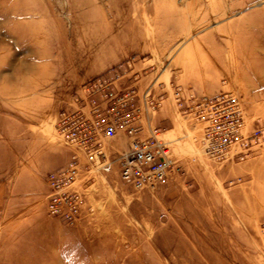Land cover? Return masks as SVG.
Segmentation results:
<instances>
[{
  "label": "rangeland",
  "instance_id": "rangeland-1",
  "mask_svg": "<svg viewBox=\"0 0 264 264\" xmlns=\"http://www.w3.org/2000/svg\"><path fill=\"white\" fill-rule=\"evenodd\" d=\"M160 1L129 5L160 17L150 49L90 79L126 63L141 90L161 97L147 123L170 141L169 181L137 189L123 182L118 161L110 173L96 169L86 207L70 223L47 213L48 178L73 154L57 123L89 79L56 100L50 122L33 93L53 53L69 74L72 47L95 44V7L80 8L89 0H0V264H264V0ZM103 50L86 56L98 59ZM21 61L38 71L15 68ZM215 82L213 94L200 93ZM221 92L238 95L248 127L262 129L259 150L242 162L207 157L201 125L182 111L192 98ZM162 106L166 118L158 119Z\"/></svg>",
  "mask_w": 264,
  "mask_h": 264
},
{
  "label": "built area",
  "instance_id": "built-area-1",
  "mask_svg": "<svg viewBox=\"0 0 264 264\" xmlns=\"http://www.w3.org/2000/svg\"><path fill=\"white\" fill-rule=\"evenodd\" d=\"M129 71V64L120 63L110 74L89 79L74 97L73 108L60 113L57 129L73 154L49 175L48 215L77 221L93 185L91 174L96 169L112 172L116 161L127 185L143 189L168 183L174 166L170 141L147 123L161 97L153 96L149 88L141 90L136 78L128 77ZM176 100L184 104L180 92ZM182 111L201 125L200 141L212 160L242 162L263 143L262 129L248 127L240 98L233 92L192 98ZM119 135L128 139L129 148L114 159L108 148ZM81 177L87 179L86 185Z\"/></svg>",
  "mask_w": 264,
  "mask_h": 264
},
{
  "label": "crops",
  "instance_id": "crops-1",
  "mask_svg": "<svg viewBox=\"0 0 264 264\" xmlns=\"http://www.w3.org/2000/svg\"><path fill=\"white\" fill-rule=\"evenodd\" d=\"M131 1L111 0L108 1V6H102L98 0H89L88 3H84L83 7H80L83 10H93L95 7L94 15H96V18L90 23L95 30V44L85 48H81L79 45L72 47L74 48L72 49L74 54L72 55V70L69 74H64V71H62L66 66L63 61L60 63L59 58L61 56H58V54L54 55L53 52L51 53H53L52 57L54 61L43 66L41 65L42 67L39 68L41 71L36 74L38 76L36 79L40 82L37 83L38 85L36 84L33 95L34 98H42L45 101L42 102L43 106H41L45 111L42 120L50 122L51 109H53L56 100L62 101L66 96L72 95L93 75L105 71L116 63L127 59L134 52H145V50L150 49V46H147L149 45L148 37L157 35L158 32L160 33V17H151L148 6H142L141 11H133V8H130L129 5L142 2L143 4H154L153 6L155 7V4H159L161 1ZM176 2L177 0L167 1L169 4H176ZM85 4L87 5L85 6ZM103 13L106 14L105 19H103ZM155 19L158 21L156 24L154 23ZM99 49H104V55L100 58L92 59L86 56V53L90 55V52L94 53ZM200 50L207 51V49L203 48H200ZM210 64L215 71L218 70L215 61H211ZM16 67L26 69V71L37 68L32 62L28 61H21ZM207 84L203 83L200 93L213 94L220 86L219 82H215L212 88H209L210 86ZM164 102L172 104V94L166 95ZM159 110L157 118H166L164 106ZM111 145L112 148H108V151L114 159L129 148L128 139L124 135L114 138L111 141Z\"/></svg>",
  "mask_w": 264,
  "mask_h": 264
}]
</instances>
